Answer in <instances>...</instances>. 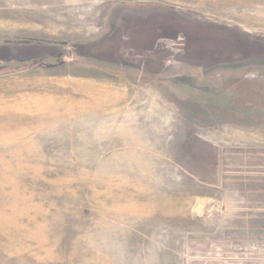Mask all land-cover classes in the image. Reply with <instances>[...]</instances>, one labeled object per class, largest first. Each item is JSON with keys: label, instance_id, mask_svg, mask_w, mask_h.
<instances>
[{"label": "rangeland", "instance_id": "374dc122", "mask_svg": "<svg viewBox=\"0 0 264 264\" xmlns=\"http://www.w3.org/2000/svg\"><path fill=\"white\" fill-rule=\"evenodd\" d=\"M156 8L237 36L159 75ZM0 264H264V0H0Z\"/></svg>", "mask_w": 264, "mask_h": 264}, {"label": "flooded vegetation", "instance_id": "af4514ba", "mask_svg": "<svg viewBox=\"0 0 264 264\" xmlns=\"http://www.w3.org/2000/svg\"><path fill=\"white\" fill-rule=\"evenodd\" d=\"M158 11L159 10L156 8V10L147 12V14L139 13L140 11H129L128 13L121 14L119 18L122 20V25L124 23V26H126L127 23H130V26L134 21H137L136 23L138 24H135L136 27L133 30H140L135 32L132 37L131 34L129 35L128 31H126V29L131 30L128 25V28L121 27L124 43L121 44L120 50L118 51L124 56L121 58L123 60L127 57L132 58L133 55H138L140 57L155 55V59L157 58L156 61L158 63L157 67H159L157 69H160V66L164 64V69H160V72L158 73L159 75L174 73L177 69L183 71L176 72L179 75H186L189 72H199L194 67L184 65V63H190V58H193V55H208L216 52V49H214L213 46L211 47L212 49H205L204 44L198 42L201 41L200 37H196L195 35L198 34L199 31H202L204 35L211 34V37L223 39L225 42L219 39V43L226 45H228L227 39H231L233 35L237 36V33L235 32L223 29L221 30L220 28H215L205 23L200 25L197 24L195 27L192 26L191 28L190 22L183 19V17L178 14H174L169 11ZM142 24H154L155 27L153 35L149 32L144 34L142 32L143 30H141L142 26L140 27ZM149 30L151 31L150 28ZM196 30L198 32H196ZM158 33L161 35L157 36ZM137 45L138 48L135 47ZM233 54H235V52ZM216 55L219 56L218 61L226 58V56L222 57L221 54ZM195 58L197 59L198 57ZM192 64L193 66H196L194 62H192L191 65ZM181 66L186 67L187 70H183L184 68H181Z\"/></svg>", "mask_w": 264, "mask_h": 264}, {"label": "bare ground", "instance_id": "6f19581e", "mask_svg": "<svg viewBox=\"0 0 264 264\" xmlns=\"http://www.w3.org/2000/svg\"><path fill=\"white\" fill-rule=\"evenodd\" d=\"M80 3V2H79ZM77 4V3H76ZM73 6V5H72Z\"/></svg>", "mask_w": 264, "mask_h": 264}]
</instances>
